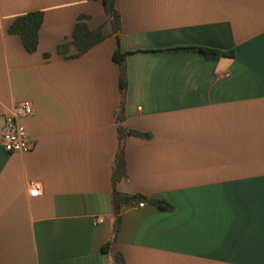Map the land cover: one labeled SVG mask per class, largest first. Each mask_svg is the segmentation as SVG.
Listing matches in <instances>:
<instances>
[{"label":"crops","instance_id":"obj_1","mask_svg":"<svg viewBox=\"0 0 264 264\" xmlns=\"http://www.w3.org/2000/svg\"><path fill=\"white\" fill-rule=\"evenodd\" d=\"M126 55V177L117 189L168 201L122 209L111 165L118 136L115 35L102 0H0V116L18 101L31 139L0 146V264H264V0H115ZM43 12L36 50L9 23ZM78 13L105 38L56 52ZM200 45L233 50L207 58ZM73 48L70 52H73ZM48 54L46 56L45 54ZM39 181L41 194L28 193ZM101 218L94 222V218Z\"/></svg>","mask_w":264,"mask_h":264},{"label":"trees","instance_id":"obj_2","mask_svg":"<svg viewBox=\"0 0 264 264\" xmlns=\"http://www.w3.org/2000/svg\"><path fill=\"white\" fill-rule=\"evenodd\" d=\"M103 10L107 16V21L111 27V33L115 35V47L112 54L113 60L118 66V83H119V105L115 112L117 122L118 144L115 157L111 165V205L112 214L114 216V229L106 242L102 245L103 251H108L112 242L116 239L118 228L121 221L122 209L125 205L132 202L148 201L157 207L165 210H172L173 206L162 198L146 197L140 193L129 194L117 189V183L126 177V162L124 156V137L127 134L142 135L139 131L126 128L122 122L124 120V104L125 92L127 85L126 73V55L129 51H123L119 47L118 31L120 29V14L115 6V0H102ZM89 15L86 13H78L67 39L61 41L56 46V52L66 58L77 57L86 52L95 44L101 42L106 33L103 30V24H99L93 28L87 25L86 20ZM43 22V12L40 10L28 11L24 14L16 16L8 25L9 33L17 34L21 43L27 52L36 50L38 44V32ZM73 48V52L70 49ZM191 49L204 54L207 58L216 59L219 56H233V50H220L200 45L175 46L166 50ZM48 56V54H45ZM124 258L120 253L114 256L113 264H123Z\"/></svg>","mask_w":264,"mask_h":264},{"label":"built area","instance_id":"obj_3","mask_svg":"<svg viewBox=\"0 0 264 264\" xmlns=\"http://www.w3.org/2000/svg\"><path fill=\"white\" fill-rule=\"evenodd\" d=\"M33 111L32 103L29 100L18 101L14 104L9 113L0 116V146L8 152H25L31 147V139L23 124L19 121L20 117L31 114ZM39 181L30 182L28 193L32 196L41 194ZM144 201H138L137 205L142 206ZM101 218L95 217L94 222Z\"/></svg>","mask_w":264,"mask_h":264}]
</instances>
